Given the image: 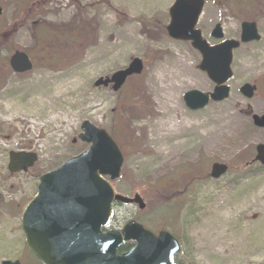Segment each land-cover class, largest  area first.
<instances>
[{
    "label": "rangeland",
    "instance_id": "rangeland-1",
    "mask_svg": "<svg viewBox=\"0 0 264 264\" xmlns=\"http://www.w3.org/2000/svg\"><path fill=\"white\" fill-rule=\"evenodd\" d=\"M172 2L0 0V35L11 33L0 45V258L29 264L19 229L22 209L36 192L39 174L88 147L71 143L88 121L122 152L120 176L110 181L114 191L138 193L146 204L138 210L114 203L111 228L137 219L154 233L169 231L181 244L178 264H264V168L244 166L255 144L264 142V130L252 127L241 112L245 105L264 111V0H204L197 28L209 43L217 42L210 35L216 23L225 38H238L240 23L254 21L261 38L233 51L229 97L195 111L185 106L183 93L209 92L213 84L197 69L200 55L189 42L167 35ZM16 49L29 54L28 72L13 73L8 66ZM175 57L194 74L177 75L182 83L152 84L154 73L161 74ZM132 58L140 59L143 69L119 90L94 87L98 77H110ZM253 81L259 89L244 99L238 88ZM169 83L178 102L170 116L183 120L184 128L157 138L154 122L165 109L162 84ZM227 114L240 125L233 121L226 131ZM220 132L222 145L215 149L211 139ZM19 150L33 151L38 159L31 171L8 177V153ZM157 150H171L172 162H159ZM212 162L228 164L227 173L211 179Z\"/></svg>",
    "mask_w": 264,
    "mask_h": 264
},
{
    "label": "water",
    "instance_id": "water-1",
    "mask_svg": "<svg viewBox=\"0 0 264 264\" xmlns=\"http://www.w3.org/2000/svg\"><path fill=\"white\" fill-rule=\"evenodd\" d=\"M203 4L204 0H173L168 8L169 22L166 25L170 38L189 41L200 53L197 68L215 84L212 92L191 89L183 94V101L191 110L203 108L210 99L221 101L227 98L229 87L226 83L232 76V50L240 42L260 39L255 22L242 21L238 40L225 39L209 45L196 28ZM1 10L0 6V13ZM211 36L223 38L219 23L212 29ZM9 66L13 72L23 73L31 70L32 62L25 52L16 50L9 58ZM142 69V61L133 58L127 67L110 77L97 78L94 86L107 87L112 83V90L117 91L128 76L139 74ZM239 91L244 97L251 98L255 86L244 83ZM253 122L264 128V114L253 115ZM80 129L78 138L89 144L88 148L40 174L36 194L23 209L20 226L28 250L42 264H175L174 257L180 244L166 230L154 234L130 220L121 230L101 232V228L109 223L114 201L135 203L138 209H143L145 203L137 193L132 197L115 193L104 178L108 176L110 180H116L123 163L122 153L112 137L88 121H83ZM255 150L254 160L264 164V144H258ZM36 159L34 152L10 151L7 168L11 173L26 171ZM226 170L225 163L213 162L209 175L219 178ZM125 241H133L134 245L117 253ZM2 264L19 263L4 260Z\"/></svg>",
    "mask_w": 264,
    "mask_h": 264
},
{
    "label": "bare ground",
    "instance_id": "bare-ground-1",
    "mask_svg": "<svg viewBox=\"0 0 264 264\" xmlns=\"http://www.w3.org/2000/svg\"><path fill=\"white\" fill-rule=\"evenodd\" d=\"M172 67H177L178 68V72L175 74V72L171 71ZM155 75L151 77V82L152 84H156L158 81L167 79V80H171V79H175L178 81V83H182L184 82L182 79H180L182 77V75H184L185 77H191L194 72L191 70V68L189 67V65L187 63H185L180 57H175L170 61V64H167L166 67L161 70V74H157L154 73ZM180 77H178V76ZM163 82V81H162ZM198 83L201 84H205L206 82L204 80L201 79H197ZM164 87L163 90V98L165 100V109L162 112V115L160 116V118L157 120V122H154V130L156 134L157 138L162 136V132L163 134V138L165 137H170L171 135L175 134L176 132H178L179 130L184 128V121L183 120H177L174 116H170V114L175 113L177 108H178V102L176 100V98L173 96V88L174 86L169 83V84H162ZM162 85L161 87L158 89H162ZM230 117V114H227L226 116V122H229L228 125H226V131L229 128L233 127V121L236 122V125H240V121L236 118H234L231 115V118L233 120L229 121L227 118ZM235 119V120H234ZM172 123L171 126H169L168 124L171 121H174ZM221 135H223L222 132H220L219 134H214L211 141H212V146L215 149H219L221 147ZM224 136V135H223ZM221 144V145H220ZM156 154V159L159 162H162L164 165H168L172 162V157H173V153L171 150L167 151L165 154H161L158 150L155 151Z\"/></svg>",
    "mask_w": 264,
    "mask_h": 264
},
{
    "label": "flooded vegetation",
    "instance_id": "flooded-vegetation-1",
    "mask_svg": "<svg viewBox=\"0 0 264 264\" xmlns=\"http://www.w3.org/2000/svg\"><path fill=\"white\" fill-rule=\"evenodd\" d=\"M260 40V39H259ZM252 83H254L255 84V86H256V91L259 89V85H258V82L257 81H253ZM243 97V96H242ZM245 99V98H244ZM241 112H242V114H243V117L245 118V119H247V121L251 124V126L252 127H254L255 129H260L261 130V128L260 127H257L255 124H254V122H253V115H258V116H261V114H263L264 113V111L261 113V111H259V112H257V111H255L250 105H245L243 108H242V110H241ZM74 139V138H73ZM72 139V140H73ZM77 141H71V143L72 144H75ZM256 144H258V143H256ZM255 144V145H256ZM261 144H264V142H261ZM254 155H255V146H254V153H253V156L249 159V163L253 160V157H254ZM36 163V162H35ZM34 163V164H35ZM7 164H8V159H7V163H6V173H8V177H14L15 175H18L19 173H27V172H29V171H31V168L34 166H32L31 168H29L27 171H19V172H13V173H11L8 169H7ZM253 164H257V163H252L251 165H253ZM261 168H264V165H261ZM39 176V175H38ZM37 179H38V177H37ZM19 229H20V231L22 232V230H21V228H20V224H19ZM104 230V229H103ZM22 234H23V232H22ZM24 235V234H23ZM25 245V244H24ZM25 252V251H24ZM23 252V253H24ZM27 255H28V257L26 256L25 258H27V260H29V264H41L34 256H33V254L32 253H30L28 250H27ZM4 260H10V259H8V258H4V257H1L0 258V264H2V262L4 261ZM10 261H17L19 264H25L24 262H21L20 260H18V259H14V260H10Z\"/></svg>",
    "mask_w": 264,
    "mask_h": 264
},
{
    "label": "trees",
    "instance_id": "trees-1",
    "mask_svg": "<svg viewBox=\"0 0 264 264\" xmlns=\"http://www.w3.org/2000/svg\"><path fill=\"white\" fill-rule=\"evenodd\" d=\"M11 31H12V29H11ZM10 31V32H11ZM13 33V32H12ZM10 34L11 33H7V32H4L2 35H0V36H2V38H1V40H0V45L3 43V42H6V40L10 37ZM130 246V244H128V243H125V244H123V245H121L120 247H119V251H122V250H125V249H127L128 247Z\"/></svg>",
    "mask_w": 264,
    "mask_h": 264
}]
</instances>
